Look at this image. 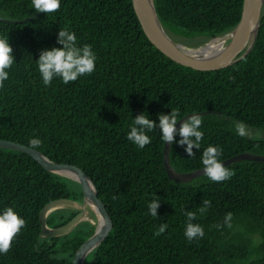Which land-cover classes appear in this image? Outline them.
<instances>
[{
	"label": "trees",
	"instance_id": "trees-1",
	"mask_svg": "<svg viewBox=\"0 0 264 264\" xmlns=\"http://www.w3.org/2000/svg\"><path fill=\"white\" fill-rule=\"evenodd\" d=\"M243 0H154L167 31L185 38L212 39L239 22ZM0 34H8L15 62L0 88V139L33 148L49 160L81 169L94 183L111 220L106 239L84 264H264V163L241 161L227 166L233 175L215 182L206 175L189 183L170 180L163 164L160 132L138 149L126 139L132 119L145 112L177 109L181 118L201 116V148L189 157L172 143L170 164L186 173L201 169L209 144L222 149L221 160L243 152L264 155V138L236 134L234 122L264 129V6L251 52L215 71H198L171 61L145 36L132 0H61L53 13H36L31 0H0ZM75 32L78 45L95 51V71L64 84L59 78L43 85L36 59L39 50L59 47L57 32ZM197 47V46H196ZM177 140L180 137H176ZM56 199L81 201L79 183L46 171L27 154L0 148V210L13 207L26 223L0 264H72L78 248L92 236L42 239L39 213ZM161 203L157 216L148 203ZM210 205L199 212L202 201ZM187 211L195 213L204 236H184ZM232 213L231 227L223 225ZM77 211L58 209L46 219L58 228ZM165 231L156 235L159 226ZM221 227H217V225Z\"/></svg>",
	"mask_w": 264,
	"mask_h": 264
},
{
	"label": "water",
	"instance_id": "water-1",
	"mask_svg": "<svg viewBox=\"0 0 264 264\" xmlns=\"http://www.w3.org/2000/svg\"><path fill=\"white\" fill-rule=\"evenodd\" d=\"M132 6L145 36L164 56L176 64L194 70L215 71L233 65L251 52L259 30L264 0H243L238 24L230 32L210 39V41L218 38L222 39L223 46L213 53L199 55H195L189 50H201L210 41L193 48L176 42L162 26L156 13L154 0H132ZM0 21L20 23L25 20L13 21L0 18ZM209 113L211 112H200L198 114L203 116ZM191 114L184 116L182 120L187 119ZM180 122L177 123V128H179ZM170 147L171 144L167 142L163 147V164L170 180L186 184L204 175L202 168L186 173L175 171L170 164ZM0 148L23 152L40 164L46 171L80 184L83 193L82 204L70 199H56L43 206L39 213L41 227L39 237L46 239L65 236L72 232L80 222L88 220V214L92 212L96 220V223L92 222L95 225L94 232L78 248L72 260V264H84L87 256L106 239L111 229L110 217L97 196V190L92 180L78 167L53 162L38 150L25 145L0 139ZM241 161L264 163V155L243 152L224 160L223 163L225 166H229ZM63 208L76 209L79 213L61 227H48L46 223L48 215L55 210Z\"/></svg>",
	"mask_w": 264,
	"mask_h": 264
},
{
	"label": "clouds",
	"instance_id": "clouds-1",
	"mask_svg": "<svg viewBox=\"0 0 264 264\" xmlns=\"http://www.w3.org/2000/svg\"><path fill=\"white\" fill-rule=\"evenodd\" d=\"M60 7L61 0H31V9H35L36 13H53ZM56 43L60 46L40 49L38 59L35 60L43 85H50L56 78L67 84L95 71L97 60L95 51L91 45H78L74 31L67 27L59 29ZM14 62L15 57L8 34H0V88H3L9 79V69ZM178 122H180L179 128H177ZM201 124V115L195 112L184 120L180 117L177 109H171L167 114L157 113L156 120L151 119L149 114L145 115V112H142L132 119L126 139L138 149H143L151 143V137L148 133L158 129L160 139L164 144L167 142L182 145L185 153L191 157L193 156V148H201L200 142L204 135L200 127ZM234 128L240 137H252L253 135L252 129L242 121L234 122ZM256 134L258 136L259 131ZM176 137H180V139L177 140ZM41 143L42 141L38 137L29 139V144L33 148ZM221 152L220 146L209 144L201 153L200 163L203 166V174L211 181H224L233 175V172L221 160ZM160 203L157 199H152L148 203V212L151 216H157V208ZM209 205V200L202 201L199 212L204 213ZM185 215V238L188 241L202 238L205 234L203 227L198 223H193L195 213L187 211ZM231 220L232 213H226L223 217V225L231 227ZM25 223V219L13 207L0 210V254L9 250L14 237L25 226ZM166 227V224H161L155 234L163 233ZM217 227L219 228L221 225L218 224Z\"/></svg>",
	"mask_w": 264,
	"mask_h": 264
},
{
	"label": "rangeland",
	"instance_id": "rangeland-1",
	"mask_svg": "<svg viewBox=\"0 0 264 264\" xmlns=\"http://www.w3.org/2000/svg\"><path fill=\"white\" fill-rule=\"evenodd\" d=\"M174 33H178V32H175L173 30L171 31H168V34L178 43H181L183 45H185L186 47H190V48H193V47H198L202 44H205L207 43L208 41H210V39H206V38H203V37H194V38H185L183 37L182 35H179V34H174ZM251 128V127H250ZM252 131H253V135L252 137H249V138H253V139H262L264 138V129H258V128H251ZM257 131H259V135L257 136ZM95 222L96 223V220H95V217L94 219L92 220H89V221H83V222H80L77 227L74 229V230H78V231H82L83 233L85 231H87V225H92V222ZM74 230L72 232H70L69 234H67L68 237L72 236L73 233H74Z\"/></svg>",
	"mask_w": 264,
	"mask_h": 264
},
{
	"label": "bare ground",
	"instance_id": "bare-ground-1",
	"mask_svg": "<svg viewBox=\"0 0 264 264\" xmlns=\"http://www.w3.org/2000/svg\"><path fill=\"white\" fill-rule=\"evenodd\" d=\"M223 46V41L222 39H214L211 40L210 42H208L205 46V48L203 49H191L189 50L191 53L195 54V55H199V54H210L213 53L217 50H219L221 47ZM91 208V207H90ZM100 223V221H99Z\"/></svg>",
	"mask_w": 264,
	"mask_h": 264
},
{
	"label": "flooded vegetation",
	"instance_id": "flooded-vegetation-1",
	"mask_svg": "<svg viewBox=\"0 0 264 264\" xmlns=\"http://www.w3.org/2000/svg\"><path fill=\"white\" fill-rule=\"evenodd\" d=\"M73 201H75V200H73ZM75 202H77L78 204H82V202H83V193H82V199H81V201H75ZM72 210H75V211H77V213H76V215L79 213V211L78 210H76V209H72ZM94 214L92 213V212H89V214H88V220H85V221H89V220H93L94 219ZM93 226H94V229H95V225L94 224H92Z\"/></svg>",
	"mask_w": 264,
	"mask_h": 264
}]
</instances>
